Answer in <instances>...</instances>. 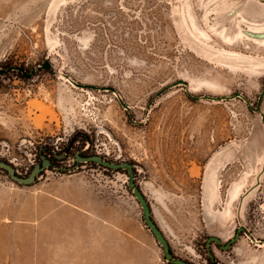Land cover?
<instances>
[{
	"label": "rangeland",
	"instance_id": "obj_1",
	"mask_svg": "<svg viewBox=\"0 0 264 264\" xmlns=\"http://www.w3.org/2000/svg\"><path fill=\"white\" fill-rule=\"evenodd\" d=\"M261 9L264 0H0V161L28 176L50 159L33 184L87 173L106 185L134 231L127 264L173 263L128 171L77 154L134 165L174 257L264 264ZM0 181L17 184L3 169Z\"/></svg>",
	"mask_w": 264,
	"mask_h": 264
},
{
	"label": "crops",
	"instance_id": "obj_2",
	"mask_svg": "<svg viewBox=\"0 0 264 264\" xmlns=\"http://www.w3.org/2000/svg\"><path fill=\"white\" fill-rule=\"evenodd\" d=\"M128 218L87 173L40 184L0 181V259L31 264H127Z\"/></svg>",
	"mask_w": 264,
	"mask_h": 264
},
{
	"label": "water",
	"instance_id": "obj_3",
	"mask_svg": "<svg viewBox=\"0 0 264 264\" xmlns=\"http://www.w3.org/2000/svg\"><path fill=\"white\" fill-rule=\"evenodd\" d=\"M79 159H84L87 162H95L100 165H103L104 167L111 168V169H120L124 168L128 171V185L129 187L133 190L136 198L138 199L139 203L141 204L143 208V213H144V218L146 221V224L148 228L152 231L158 242L161 244L163 247L165 257L168 261H170L173 264H188L185 260L176 258L174 257V254L171 250L170 243L165 236L164 232L161 230V228L157 225V223L154 221L153 216H152V208L150 205V202L148 198L146 197L145 193L142 191V189L137 185L135 179V170H134V165L130 162H112L109 160L104 159L100 155H90L87 157L79 156L77 154V160ZM52 163L50 159H47L43 156V161L42 163H38L34 166L32 171L28 176H21L17 173L16 169L14 166L11 164L5 162V161H0V168L5 169L8 173V175L11 177V179L19 183L21 185H31L35 183L37 176L45 170L47 167L51 166ZM243 228H240L239 230L241 231ZM212 239L216 241H220L218 238L213 237ZM237 239V236L229 241L228 245L233 243Z\"/></svg>",
	"mask_w": 264,
	"mask_h": 264
},
{
	"label": "bare ground",
	"instance_id": "obj_4",
	"mask_svg": "<svg viewBox=\"0 0 264 264\" xmlns=\"http://www.w3.org/2000/svg\"><path fill=\"white\" fill-rule=\"evenodd\" d=\"M259 12H260V13H262V15H261V16H263V15H264V9H263V10H262V9H261V10H259ZM245 20H246V19H245ZM246 21L248 22V20H246Z\"/></svg>",
	"mask_w": 264,
	"mask_h": 264
},
{
	"label": "trees",
	"instance_id": "obj_5",
	"mask_svg": "<svg viewBox=\"0 0 264 264\" xmlns=\"http://www.w3.org/2000/svg\"><path fill=\"white\" fill-rule=\"evenodd\" d=\"M79 156H82V154H79ZM45 157V156H44ZM46 158V157H45ZM48 159V158H47ZM51 161V160H50ZM0 169H2V168H0ZM3 170H5V169H3ZM6 171V170H5ZM17 184H19V183H17Z\"/></svg>",
	"mask_w": 264,
	"mask_h": 264
}]
</instances>
